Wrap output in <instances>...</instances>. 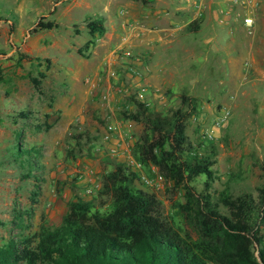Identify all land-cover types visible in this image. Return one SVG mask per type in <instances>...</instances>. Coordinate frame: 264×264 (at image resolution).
<instances>
[{
	"label": "rangeland",
	"instance_id": "1",
	"mask_svg": "<svg viewBox=\"0 0 264 264\" xmlns=\"http://www.w3.org/2000/svg\"><path fill=\"white\" fill-rule=\"evenodd\" d=\"M147 6L141 0H0V243L45 222L60 226L69 201L99 198L105 174L118 163L138 169L134 146L144 125L125 115L138 109L133 96L161 116L182 107L183 95L194 96L198 109L187 120L186 132L202 152H217L213 197L219 199L226 188L234 196H258L264 182V16L261 37L255 28L244 27L235 41L241 57L228 61L227 55L204 49L189 23L175 36L180 41H172L180 53L177 46L166 48V37L148 49L153 19L146 16ZM220 15L238 20L230 2ZM99 16L105 18L107 34L80 53L92 39L86 18ZM42 18L60 26L33 32ZM250 38H256L253 47L259 49L253 57L247 53ZM148 51L157 57L133 58ZM37 58L43 67L32 65ZM45 58L51 60L49 69ZM39 70L47 75L41 91L31 80ZM227 109L229 118L208 138L215 118ZM17 144L41 148V155L30 157L33 171L15 160ZM139 173L154 181L140 179L138 185L157 194L165 215L177 218L175 206L184 201V191L151 170L139 168ZM93 180L100 187L89 195ZM192 184L197 193L205 191L204 177Z\"/></svg>",
	"mask_w": 264,
	"mask_h": 264
},
{
	"label": "trees",
	"instance_id": "2",
	"mask_svg": "<svg viewBox=\"0 0 264 264\" xmlns=\"http://www.w3.org/2000/svg\"><path fill=\"white\" fill-rule=\"evenodd\" d=\"M86 21L92 39L80 53L106 33L104 17ZM196 25L195 20L190 23L194 32ZM59 26L42 18L33 32ZM37 60L32 65L43 67ZM45 62L49 69L51 60ZM46 77L42 70L31 77L38 91ZM132 99L138 109L125 115L144 125L134 156L146 170L155 166L174 190L184 191V201L175 206L177 218L165 215L157 194L138 185L139 168L118 163L105 174L99 198L69 201L60 226L45 222L34 232L0 243V264H264V182L258 196L250 192L234 196L226 188L215 199L210 189L216 179L217 152H202L186 132L187 120L197 112V99L183 95V106L171 116L154 115L147 104ZM32 152L41 155V148L17 144L14 158L32 170L36 167ZM261 169L264 180V164ZM198 177L205 178L201 193L192 184Z\"/></svg>",
	"mask_w": 264,
	"mask_h": 264
},
{
	"label": "crops",
	"instance_id": "3",
	"mask_svg": "<svg viewBox=\"0 0 264 264\" xmlns=\"http://www.w3.org/2000/svg\"><path fill=\"white\" fill-rule=\"evenodd\" d=\"M261 8L257 13L255 31L261 37L259 28L263 21L264 16V0H261ZM229 0H148V6L145 9L146 16H151L153 19L152 27L148 29L147 44L152 49L157 47L161 41V37L169 38V43L166 48L177 46V53H180V45L178 43H172L173 40L176 42L180 41L178 36L185 27V24L191 23L193 20L197 21V28L194 34L198 37L196 38L200 43L204 44V49L209 47L212 53L218 54V56L227 55L228 61L235 60L234 56L241 57V53L235 49L236 37L241 32H246V27L244 26L242 19L238 18L235 22L229 19L227 23H222L221 13L222 10L228 8ZM172 3V4H171ZM138 12V11H137ZM192 16L190 20H187ZM245 27V28H244ZM193 30V29H192ZM106 33L103 35L105 37ZM101 36V37H103ZM255 39H249V48L247 53L251 57L259 53L258 48H254ZM108 42V40H106ZM136 43H141V41L136 40ZM166 49V50H167ZM220 49H224L225 53L221 52ZM233 49V50H232ZM96 50V49H95ZM232 54H235L231 56ZM146 56L149 59L155 56L153 51H148L146 53L138 52L134 55L136 61L141 60V56ZM148 59V60H149ZM135 61V62H136ZM137 63V62H136ZM129 67L128 64H125ZM149 68L148 65L146 67ZM130 70H134V66L130 65ZM133 74L132 72H130ZM138 75H141L138 72Z\"/></svg>",
	"mask_w": 264,
	"mask_h": 264
},
{
	"label": "built area",
	"instance_id": "4",
	"mask_svg": "<svg viewBox=\"0 0 264 264\" xmlns=\"http://www.w3.org/2000/svg\"><path fill=\"white\" fill-rule=\"evenodd\" d=\"M231 6L233 9H235V14L237 18H241L244 26L247 29H252L255 27L256 23V12L258 7L261 5V0H229ZM231 11H228L227 14L230 15ZM222 23H227L229 21V17H222L220 19ZM127 55H133L131 51L126 52ZM230 116V111L227 109L224 112H222L217 118H215L213 122V128L211 131L208 132L207 136L208 138H213L215 136V130L216 128H220L224 121H226ZM112 152H116L117 148L113 147ZM136 165L140 169H145L142 163L136 162ZM150 169L157 174V178L160 181H164L163 177L159 174L158 169L155 166H151ZM141 179L143 182L146 184H152L154 179L150 178L148 174H140ZM157 179V180H158ZM100 187L99 183L97 180H93L90 182L89 187L86 189V193L91 195L94 190L98 189Z\"/></svg>",
	"mask_w": 264,
	"mask_h": 264
}]
</instances>
